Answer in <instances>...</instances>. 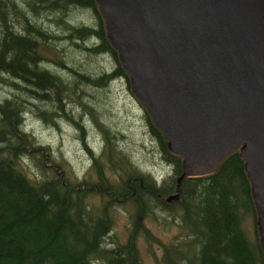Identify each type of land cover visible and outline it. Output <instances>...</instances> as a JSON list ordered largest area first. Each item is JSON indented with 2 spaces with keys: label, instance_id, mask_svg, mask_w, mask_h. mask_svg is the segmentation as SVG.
<instances>
[{
  "label": "trees",
  "instance_id": "1",
  "mask_svg": "<svg viewBox=\"0 0 264 264\" xmlns=\"http://www.w3.org/2000/svg\"><path fill=\"white\" fill-rule=\"evenodd\" d=\"M69 6L91 10L95 25L70 22ZM50 23L64 35H50ZM53 39L70 41L80 53H109L116 67L92 78L61 57L53 63L77 78L69 82L50 70L41 51V43ZM0 73L20 80L32 98L54 94L57 103L47 101L55 107L54 114L80 128L91 157L87 171L77 175L64 156H52L50 148L46 151L37 145L35 137L22 128L26 108L19 98L0 102V264H142L137 245L140 234L154 264H264L251 182L238 148L223 158L214 173L185 176L180 196L168 202L166 198L177 190L182 158L167 149L166 136L148 113L150 134L160 145L162 160L172 169L166 176L140 169L119 146L117 134L104 125L102 145L96 151L86 141L81 116L79 121L59 113L65 110L69 91L78 84L84 89L103 87L123 77L129 86L95 0H0ZM38 115L57 124L47 110ZM93 119L100 124V118ZM26 158L37 169L33 176ZM118 206L133 209L138 217H156L154 208L169 213L176 207L179 233L163 243L141 225L134 227L126 242H120L112 234V213ZM247 219L252 220L253 235L246 231ZM153 241L158 242L160 254L153 250Z\"/></svg>",
  "mask_w": 264,
  "mask_h": 264
},
{
  "label": "water",
  "instance_id": "2",
  "mask_svg": "<svg viewBox=\"0 0 264 264\" xmlns=\"http://www.w3.org/2000/svg\"><path fill=\"white\" fill-rule=\"evenodd\" d=\"M133 95L182 179L244 159L264 257V0H95Z\"/></svg>",
  "mask_w": 264,
  "mask_h": 264
},
{
  "label": "rangeland",
  "instance_id": "3",
  "mask_svg": "<svg viewBox=\"0 0 264 264\" xmlns=\"http://www.w3.org/2000/svg\"><path fill=\"white\" fill-rule=\"evenodd\" d=\"M41 14L40 21L43 23L45 14L42 12ZM67 16L70 18V22L75 25H95L93 12L89 9L69 6ZM50 24H52L48 27L50 35H53V33L64 35L63 32L57 29L55 24ZM23 25L24 23L22 22ZM46 25L43 24L42 26ZM41 51L50 70L60 74L58 76L65 77L69 82H73L77 78L68 72L69 69L65 70L53 63L60 61L61 57H63L68 66L71 68L73 66L86 74H90L92 78L105 72L109 73L116 67V63L109 53L98 55L80 53L81 51L70 41L53 39L47 44L42 42ZM72 79L74 80L70 81ZM11 83H16L17 85H12ZM81 85L84 86L83 84H78V88L76 87L74 90L69 91L68 99H64L65 110H60L59 113L66 112L74 119L79 121L82 119L84 130L86 131L85 135L88 139L86 141L90 146L94 147L96 151L100 149L102 145V125H104L110 132L117 134L119 146L140 169L146 172L152 171V173H158L161 176H166L172 171L170 166L162 160L158 141L150 134L145 118L147 114L146 107L133 95L123 77L115 78L103 87L88 85L84 89ZM23 88L25 87L20 80H13L12 76L10 78L0 73V102L9 97L16 100L19 98V102L23 103L26 108L22 128L35 137L37 145H41L46 151L50 148L52 156H64L74 172L82 176L90 167L91 157L81 140L80 128L68 119L54 114L55 107L52 109L47 102L49 99H53L57 103V98L54 94L46 99L40 97L36 99L30 97V93L24 91ZM59 94L62 95L61 92ZM40 110L50 112L51 119L56 121L57 124L53 125L42 119L38 115ZM92 115L100 118V124L94 121ZM26 161L29 164L30 174L33 176L32 173L37 172V169L34 168L33 163L27 158ZM151 205H154V203L152 202ZM169 211L168 213L154 208L156 217H138L133 209L118 206L112 213L113 238L116 236L120 242H126L134 227L143 225L158 240L163 243H169L179 233V210L174 207ZM245 226L248 234L253 235L251 219L245 220ZM152 244L153 250L160 254L161 248L158 242L153 241ZM137 245L140 250L142 264H154L153 254L148 251L146 240L142 234L137 237Z\"/></svg>",
  "mask_w": 264,
  "mask_h": 264
},
{
  "label": "bare ground",
  "instance_id": "4",
  "mask_svg": "<svg viewBox=\"0 0 264 264\" xmlns=\"http://www.w3.org/2000/svg\"><path fill=\"white\" fill-rule=\"evenodd\" d=\"M117 52V51H116ZM117 58H118V54H117ZM119 61V60H118ZM120 63V62H119Z\"/></svg>",
  "mask_w": 264,
  "mask_h": 264
}]
</instances>
